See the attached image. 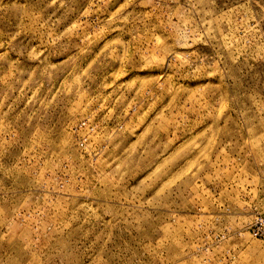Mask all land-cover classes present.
<instances>
[{"label": "rangeland", "instance_id": "rangeland-1", "mask_svg": "<svg viewBox=\"0 0 264 264\" xmlns=\"http://www.w3.org/2000/svg\"><path fill=\"white\" fill-rule=\"evenodd\" d=\"M264 0H0V264H264Z\"/></svg>", "mask_w": 264, "mask_h": 264}, {"label": "built area", "instance_id": "built-area-1", "mask_svg": "<svg viewBox=\"0 0 264 264\" xmlns=\"http://www.w3.org/2000/svg\"><path fill=\"white\" fill-rule=\"evenodd\" d=\"M247 231L251 237L264 242V206L256 212L254 219L247 227Z\"/></svg>", "mask_w": 264, "mask_h": 264}]
</instances>
